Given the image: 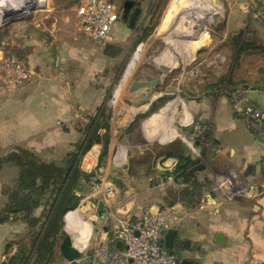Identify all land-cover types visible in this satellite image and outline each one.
<instances>
[{"label": "rangeland", "instance_id": "374dc122", "mask_svg": "<svg viewBox=\"0 0 264 264\" xmlns=\"http://www.w3.org/2000/svg\"><path fill=\"white\" fill-rule=\"evenodd\" d=\"M33 1L0 0V60L3 56L14 55L22 58L27 67H30L32 64L24 59L26 54L23 50L30 47L43 51V48L51 45L54 57L44 69L65 72L68 76L65 86L69 89V100L74 97L77 100L81 98L85 108L86 104L93 101L87 95L88 89H91L96 100V103L93 101L94 106L100 109L99 112L84 109L78 114L75 126L83 130L82 139L87 136L86 129L91 119L97 116L108 126L114 117L119 122L120 120L127 122L128 126L118 125L121 128L118 133L112 132L114 130L111 129V139L116 143L121 142L117 146L127 147L123 148L124 151H119L127 167L125 180L133 182L131 177H139L136 175L137 172L132 170L133 164L138 163L135 162L136 159L142 161L136 152L143 150L146 155L148 151L145 149L155 148L152 146L153 143L141 139L139 135V124L144 119L149 120V126L155 121H167L166 125H170L175 132L170 143L176 140L184 144L183 140L189 141L193 138V125L192 123L188 125V122L194 123V119L186 106L189 99L215 91L212 94L214 98H218L220 94L224 96L228 106L233 107L234 114L245 120L246 118L236 111L231 93L264 89V55L239 50L245 41L257 44L261 41L264 45V23L253 16L255 8L247 9V6H251L248 0H214L217 14L209 23L205 14H199L191 8L194 0H106L114 7L118 18L110 33L111 41L105 46L96 45L95 41L80 31L76 14L80 0H47L46 3L43 1L37 5H34ZM259 7L256 8L264 11V6ZM134 13L135 17L132 18L131 15ZM241 14L244 16L241 17ZM123 15L125 19H122ZM146 31L149 32L148 36L141 40ZM35 32L38 34L36 43L34 37L29 38L30 34ZM107 47L111 55L105 53ZM30 76L32 77V72ZM31 77L13 91H9L0 81V102L11 103L10 95L28 85L32 81ZM183 110L189 119L185 124L182 122ZM122 129L124 131H121ZM105 134L104 130L103 135ZM201 136L204 140L199 146L197 160L199 165L204 167L202 171L205 177L202 174L198 180L200 182L204 180L206 189L200 203L205 200L207 193L216 200L224 196L252 199L247 197L250 189H247V193L245 185L248 184L243 183L237 174L219 169L215 161L206 159L204 154H211V148L214 147L212 128L208 126L205 133L199 134L195 140L199 142ZM74 144L76 143L69 145L67 152L73 150ZM18 147L28 150L25 147ZM14 148L0 152V162ZM28 151L41 160L36 153ZM101 155L99 169L105 167L108 161L107 155ZM189 155L195 157L191 152ZM83 157L85 158V155ZM148 162L150 164V161ZM2 166L7 168L4 169L7 174L12 166L16 167L12 163H0V168ZM89 174L91 178L96 179V183L87 184L89 192L79 194L80 203L73 210L75 213L79 211L80 216L91 225L89 245L82 250L81 257L76 260L79 264H86L90 255L88 248L93 246L95 238H98L104 229L109 231L111 227L119 225V222L112 225L111 213L109 215L104 208L100 214L96 213L97 203L104 202L105 193L111 194V180H105L98 170L90 171ZM222 178L230 180L232 184L227 194L220 192L219 187L217 190L213 189L216 180ZM158 179L160 180V177ZM123 180L115 181L117 187L113 186L116 190L114 196L118 192L121 196L122 187L118 184L121 185ZM139 180L134 192L129 195L133 204L134 202L141 204L145 200L153 202L159 196L160 188L167 190L166 188L171 186H165L167 180L163 181L162 185L157 181L155 187L147 189V185ZM13 182L4 187L11 186ZM108 208L111 207L107 205L106 209ZM204 215L208 219L211 218L207 213ZM14 218L16 216H12V219ZM65 235L71 237L67 231L64 232ZM5 254L2 264H12L17 257L22 260L21 264H36L34 247L28 239L7 242ZM45 264L68 262L57 248Z\"/></svg>", "mask_w": 264, "mask_h": 264}, {"label": "crops", "instance_id": "0c3cea01", "mask_svg": "<svg viewBox=\"0 0 264 264\" xmlns=\"http://www.w3.org/2000/svg\"><path fill=\"white\" fill-rule=\"evenodd\" d=\"M43 1L46 3L47 0H34L33 4L37 5ZM241 15V17L244 16ZM37 36L35 32L30 34L29 38L34 37L36 43ZM260 44L263 45L261 41ZM23 52L26 54L24 59L32 64L28 66L30 74L32 72V77L30 76L32 81L10 95L11 103L0 102V152L21 146L36 153L43 162L59 164L69 145L83 138L81 133L83 130L75 126L78 114L84 109L98 110V112L100 109L94 106L93 101L96 103V100L93 98L94 92L91 89H88L87 95L93 101L86 104L85 108L81 98L77 100L74 97L70 99L71 101L69 100V89L65 86L68 76L65 72L44 69L54 57L51 45L43 48V51L28 47ZM214 92H205L201 97L189 99L186 105L188 113L194 122H200L212 128L214 147L211 148V154H204L206 159L215 161L219 169L230 170L237 174L243 183L248 184V186L245 185L246 192L250 189L247 197L252 199L224 196L216 200L207 193L205 200L194 206L181 207V204H173L181 212L182 220L170 229L176 230L177 238L185 242L182 254L193 263L264 264V129L261 135L253 133L247 122L234 114L233 107L228 106L224 96L220 94L218 98H214L212 96ZM245 102L264 112V89L248 90L245 94ZM184 113L183 110L182 122L185 124L189 119ZM93 119L95 118L91 120ZM141 122L139 135L141 139L153 143L155 151L145 149L148 151L146 155L143 150L136 152L139 153L142 161L136 159L135 162L138 163L133 164L132 170L139 176L131 177L133 182L125 180L127 167L122 153L120 154L124 151L123 148L127 149V147L119 148L117 144L121 142L116 143L111 139V129L114 130L112 132L118 133L121 129L118 125L128 126L126 121L119 122L115 117L111 119L105 138H103L104 129H98V134L102 138L101 143L93 144L81 162L82 171L89 173L98 170L105 180H111V186L117 187L115 181L124 179L121 185L118 184L122 187L121 196L119 192L117 193L119 196L112 198L106 193L105 198L103 196L104 210L108 211L109 215L111 213L112 225L120 221L133 222L145 212L155 213L171 207L169 205L174 199L171 192L175 193L184 187L183 184L175 183L172 177L168 176L165 186H171L166 188L167 190L160 188L159 196L153 202L145 200L141 204L138 202L133 204V200L129 198L135 186L138 185L137 180L140 179L139 182L147 185V189L153 188L157 179L164 172H171L176 163L174 158L165 160L155 158L159 151L176 141L170 143L175 136L174 129L166 125L167 121H155L154 124L150 123V126L147 119ZM168 143L170 144L167 146ZM104 144L105 147H103ZM180 144L186 156L197 160L196 156L189 155L183 143ZM137 148L136 146L135 149ZM102 153L107 155L108 161L105 167L99 169ZM197 167L195 173L200 177L203 171L197 170ZM4 169L7 168L3 166L0 168V209L6 202L2 189L5 185L11 184L18 175L17 168L14 166L8 174L4 172ZM129 171L132 172L130 169ZM107 205L111 208L106 209ZM203 212L211 218L208 219ZM71 213L75 212L70 211L63 218V232L72 231L84 222H89L80 215L79 219L69 221L68 216ZM39 214L40 210L34 213L35 216ZM79 220H81L80 224ZM113 228L114 226L109 231L104 229L99 237L104 239ZM218 234L222 235L221 242L217 241ZM16 239L29 240L27 226L18 216L14 219L10 218L8 222L0 223V264L4 262L6 256L5 244Z\"/></svg>", "mask_w": 264, "mask_h": 264}, {"label": "trees", "instance_id": "16d2710c", "mask_svg": "<svg viewBox=\"0 0 264 264\" xmlns=\"http://www.w3.org/2000/svg\"><path fill=\"white\" fill-rule=\"evenodd\" d=\"M148 34L146 31L141 40ZM239 50L264 55V46L256 42L245 41ZM105 53L111 55L108 47ZM99 119L97 116L91 120L86 129V138L74 144L73 150L65 154L59 165L42 162L32 152L19 147L7 153L0 162L12 163L18 168V175L13 184L2 191L6 202L0 209V223L8 222L12 216L20 217L27 226V235L34 247L36 264H45L54 251L57 248L59 250L64 237L63 218L77 208L81 200L79 194L84 191L90 180L91 175L81 170L80 162L93 144L101 143L98 129L105 130L103 138L107 136L109 126ZM156 157L162 160L174 158L176 163L172 171L164 172L161 177L170 176L175 183L184 185L179 191L171 192L174 199L169 206L177 203L190 206L200 204L206 184L204 180L200 182L195 173V168L199 165L198 160L186 156L178 141H174ZM37 210H40V214L35 216ZM79 215L71 213L68 219L74 220ZM13 262L12 264H21L22 260L17 257Z\"/></svg>", "mask_w": 264, "mask_h": 264}, {"label": "built area", "instance_id": "2783aa9c", "mask_svg": "<svg viewBox=\"0 0 264 264\" xmlns=\"http://www.w3.org/2000/svg\"><path fill=\"white\" fill-rule=\"evenodd\" d=\"M248 1L251 6H247V9L255 8L253 16L264 23V11L257 9L260 5L264 6V0ZM76 14L82 34L99 46H105L118 18L114 7L106 0H80ZM29 77V69L19 57L7 55L0 60V81L7 86L9 91L22 86ZM245 94L244 90L231 93V99L235 102L234 107L240 116L246 118L249 129L261 135L264 129V112L254 105L247 104ZM191 123L193 138L191 137L189 141L183 140V142L186 151L197 157L204 135L201 136L198 145H195V139L199 134H204L208 126L192 121L188 125ZM166 180V177H160L157 181L159 185H162ZM95 183L96 179L90 177L88 184ZM231 185L230 180L222 178L216 180L213 189L217 190L219 187L220 192L227 194ZM115 193V188L111 186V194L108 195L112 198ZM181 220L179 209L171 206L155 213L145 212L133 222L120 221L107 237L95 238L93 246L88 248L90 255L86 264H180L177 258L162 245L161 240L165 233L172 226L179 224ZM118 243L120 247L117 246Z\"/></svg>", "mask_w": 264, "mask_h": 264}, {"label": "water", "instance_id": "95a60500", "mask_svg": "<svg viewBox=\"0 0 264 264\" xmlns=\"http://www.w3.org/2000/svg\"><path fill=\"white\" fill-rule=\"evenodd\" d=\"M122 19H125V15L122 16ZM195 145H198L197 141L195 142ZM201 169H203V166H199L197 168V170H201ZM85 192L88 193L89 188H85ZM103 208H104L103 202H98L96 213L100 214ZM177 235H178V232L176 230L170 229L165 233L163 240H161L162 245L167 250H169L170 253H172L170 249H172L174 240L177 237ZM221 238H222V235L218 234L217 241L221 242ZM117 246L120 247V244L118 243ZM59 251L62 257L68 262V264H79L76 260L79 259L81 255H80L79 250L73 246V241L71 240L70 236L65 235L63 237L61 244L59 246ZM179 263L180 264H197L185 258L181 259Z\"/></svg>", "mask_w": 264, "mask_h": 264}, {"label": "bare ground", "instance_id": "6f19581e", "mask_svg": "<svg viewBox=\"0 0 264 264\" xmlns=\"http://www.w3.org/2000/svg\"><path fill=\"white\" fill-rule=\"evenodd\" d=\"M191 8L194 11L198 12L199 14L200 13L205 14L208 23L211 22L214 19L215 15L217 14V7H216L214 0H194ZM75 219H79V217ZM80 223H81V220H79V224ZM67 232L72 237L73 246L77 248L80 252V255H82V250L85 249L88 243L89 237L91 235L90 223L84 222L82 225L78 226L76 229L72 231H67Z\"/></svg>", "mask_w": 264, "mask_h": 264}, {"label": "flooded vegetation", "instance_id": "af4514ba", "mask_svg": "<svg viewBox=\"0 0 264 264\" xmlns=\"http://www.w3.org/2000/svg\"><path fill=\"white\" fill-rule=\"evenodd\" d=\"M131 17L132 18L135 17V13L132 14ZM184 245H185V242L176 237L174 240V243H173V247H172V249H170L172 251V254L177 258L178 261L185 258L182 254V249H183Z\"/></svg>", "mask_w": 264, "mask_h": 264}]
</instances>
